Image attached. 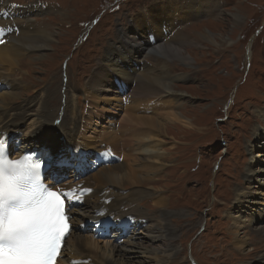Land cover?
I'll use <instances>...</instances> for the list:
<instances>
[{
    "label": "rangeland",
    "instance_id": "obj_1",
    "mask_svg": "<svg viewBox=\"0 0 264 264\" xmlns=\"http://www.w3.org/2000/svg\"><path fill=\"white\" fill-rule=\"evenodd\" d=\"M8 1L21 9L35 3L51 6L28 17L32 25L40 27L37 32L50 31L52 35L42 51H24L10 63L0 59V72L8 84L0 86V96L12 93L16 99L11 102L14 108L29 102L32 113L21 116L20 131L11 141V153L24 152L20 137L34 135L42 139L38 143H49L55 136L63 143L64 154L71 156L76 147H65L60 138L63 131L65 140L67 133L89 161L87 168L72 163L62 168L58 186L68 185L66 188L74 189V193L77 188L85 190L83 205L73 209L82 213L88 211L87 205L96 203L98 197L89 195V189L96 194L106 189L125 194L132 186H143L152 194L137 203L135 212L147 217L140 218L142 224H149L160 214L164 221L167 219L170 234L153 242L142 237L133 239L132 227L123 229L122 238L116 237L118 226L113 229L109 222L112 229L103 240L93 236L99 245L97 251L93 250L95 254L102 255L103 260L110 259L107 264H258L264 256V0H215V7L209 12L173 16L176 10H167L168 4L152 9L160 0ZM5 4L6 0H0V10ZM234 13L240 16L239 20ZM152 18H159V24ZM148 19L154 29L146 24ZM15 21L23 24L28 20L19 17ZM170 22L174 23L166 28ZM140 23L144 25L139 27ZM176 23L198 44L176 38L177 32L164 44L179 48L180 42L182 51L190 55V65L166 49L148 54L144 61L157 67L154 73L167 67L173 75L168 84L184 100L174 104L166 93L156 98H134L133 85L129 89L130 82L122 80L106 64L116 65L118 61L127 71L142 66L135 48L160 41L159 31L168 37ZM207 31L216 41L199 37ZM132 44L136 46L130 49ZM128 56L131 58L124 64ZM99 65L101 70H107L106 76L100 74L105 81L101 88H90ZM68 92L73 111L65 115L62 109ZM9 104L0 99V113ZM36 112L41 116H35ZM172 114L186 121L187 126L172 120ZM39 121L44 122L42 127L35 125ZM57 121L61 123L58 125ZM145 125L160 141L158 146L150 147L157 153V163L154 157L151 164L145 160L149 151L145 155L146 152L135 153L138 150L134 135ZM153 143L156 144L155 139L150 141ZM103 145L104 149L105 145L109 147L113 156L101 152ZM120 165L123 167L118 170ZM108 168L118 177L124 172L138 175L141 183L110 188L109 183L94 179L98 171ZM54 171L57 170L50 169L51 173ZM155 201L160 206L154 207ZM137 204L125 208L130 210ZM119 209L123 210L121 206ZM72 218L77 219L73 231L91 234L89 227L79 228L78 224L84 223L81 214ZM131 238L135 248L122 242ZM111 244L132 247L133 258H111ZM68 252L71 255L65 245L63 254L70 258Z\"/></svg>",
    "mask_w": 264,
    "mask_h": 264
},
{
    "label": "bare ground",
    "instance_id": "obj_2",
    "mask_svg": "<svg viewBox=\"0 0 264 264\" xmlns=\"http://www.w3.org/2000/svg\"><path fill=\"white\" fill-rule=\"evenodd\" d=\"M170 2H172V3H170ZM10 3L11 2L6 0V4L2 5V8L0 10V59H7L6 61L8 63L17 60V58L20 55H22L24 51H27L30 49H34V50H38V51L44 50L49 45V42L52 39V35H51L50 31H48V32L47 31L37 32V30L40 27L32 25L31 19L28 17V16H32V15L36 14L39 11L41 12V11H44L45 9L47 10V8L49 9V7H51V6H46L42 3H40V4L38 3L39 4V6H38L37 3H35V4H32L30 7L24 6L26 9H21L22 7L18 8L15 5L10 4ZM159 3H160L159 5H153L152 9L155 7L161 6V5H167L168 4L166 6L167 10H169V11L172 10L171 12H173V9L176 10L173 12V14H172V16H173L175 14H181V13H185V14L189 15V14H197L201 11L209 12V10H211L215 7L214 4L216 3V1L215 0H212V1H207V0H178L177 2H174L173 0H169V1L160 0ZM172 4H177V5H175V7H172ZM41 7H42V9H41ZM152 9H149V11L151 12ZM147 12H148V10H147ZM149 13H146V14H149ZM146 16L147 15H145L144 17H146ZM233 16L236 17V21L240 19V16L238 14L234 13ZM19 17H24L28 21L23 23V24L18 23L17 21H15V19L19 18ZM152 20L154 21V23L159 24L158 23L159 18H157L156 20H154V18H152ZM173 23L174 22H170L166 28L171 27ZM146 24H148L152 29H154L153 22L149 21V19H148V22ZM143 25H142V23H140L139 27H142ZM178 26H179L178 23H176L175 27H173V31L170 30L169 33L167 34L168 37H165L166 35L161 33V31H159L160 35H162L160 41H154L151 43H144L141 47L135 48L138 51V56L136 59H138V61L141 62L142 66H140L138 68L133 67L132 71H127L125 68H123L121 65L118 64V61H115L116 65L114 63H112V64L107 63L106 64L107 68L108 67H112L111 69L114 68L113 70L117 73V75L120 76V78L122 80L125 79L126 81L130 82L129 89H130V86L133 85V90H134V95H135L134 98H147V97L148 98H153V97L156 98V97H161L166 93L173 98L174 104L180 103L184 100L183 96L179 95L178 92L175 91L171 87L170 84H168V81L171 79V77L173 75L171 74L170 70H167V67H165L162 70L157 71V73H154V70H157V67H150V66L146 65V63L144 61V57L147 56L148 54L159 53V52L165 51L164 49H166L169 52L173 51V53L175 55L170 53L171 55H174L173 57L178 58L180 61L188 63L190 65V61H191L189 58L190 55L188 54V52L182 51L180 42H179V44L177 43L179 48H175L176 46L168 47L167 44H164L165 39L166 38H172V36L175 32L178 33L176 38H178V39L185 38V40L187 42L190 41L191 43H193L195 45L198 44V40L191 39V37H189L187 34L182 33V31L179 30ZM16 31H18V32H16ZM163 37H165V38H163ZM199 37L202 39H205L206 41H210L211 43L214 42V40H215L213 35L210 32L200 34ZM196 39H198V38H196ZM215 45H217V44H215ZM134 46H136V44L129 45L130 49H133ZM144 51L146 53H144L143 58H141V53H143ZM118 53H119V51H118ZM117 56L120 57L121 55H117ZM130 58L131 57L128 56V58L126 60H124L123 63L126 64ZM95 71L97 73H94L95 75L93 76V79L90 80V86H91L90 88H95L96 86L101 88L102 83L105 80L100 79V74L103 73L104 76H106L107 70L104 68L101 70L100 65H99V68H97ZM4 76H5V74H2L0 72V86L6 87V86H8V84L6 83ZM123 82H121V83H123ZM132 82L134 84H132ZM118 83H119V81H118ZM131 91H132V89H131ZM67 94H68L67 102H66V105L62 109V111H63L62 113H64L65 115L68 114L69 112L73 111V106L71 104H69V100L71 101V99H70L71 94L69 92ZM14 95L18 97V93L17 94L15 93ZM130 95H131V93H130ZM0 99L7 100L8 104L10 103L9 104L10 106L8 107V109H6L5 111H2L0 113V136L4 133L9 132L8 134L13 137L20 131L19 127H20L21 121L23 119V118H21V116H23V117H25L27 115L32 116V113H30L31 111H30L29 102H24L21 106L14 108V105L11 104V102L15 99L12 97V93L11 94H4V95L0 96ZM34 115L37 117L41 116V114L38 112L34 113ZM43 117H45V116H43ZM171 119L176 120L177 123H180L182 126H187L186 121L178 118V115L172 114ZM37 124L39 127H42L44 125V122L39 121V123H35V125H37ZM141 129L142 130H139V133L137 132L136 135H134V137H136V139L134 138L135 139L134 142L135 141H137V142H135V143L133 142V143L138 150V151H135V153H136V155H139V154H143V152L149 151L150 154L148 156H146L145 160H148V163L151 164L150 159L154 157L153 160H155L154 162L157 163L158 159L154 156V155H157V153H155V152L153 153V151H151L152 149H150V147H152L151 145L158 146L160 144L159 143L160 141H159V139L155 138L153 130L149 126L145 125L144 129L143 128H141ZM66 135H68V139L65 140V132L60 131V138H63L65 143H66V144H64L65 147H67V148L69 147L71 149L73 146H75L76 150H75V148H74V150L76 152H78V150H79L78 144L77 145L73 144V139L70 137V135L67 133H66ZM153 139H155L156 144H154V143L150 144V141ZM18 140H20V142L22 143V148H24L25 151H26L27 147L28 148L40 147V146L46 147V145L48 144V141H45L44 143L41 141V143H38L37 140H42V139H39L38 137H36L34 135L23 137V138L20 137ZM41 144H43V145H41ZM61 144L63 145V143H61ZM140 151H142V152H140ZM20 153L16 154V156L20 155ZM145 154H147V152L144 153V155ZM16 156H14V157H16ZM145 160H143V161H145ZM140 163H142V162H140ZM122 167H123V165H120L117 169L120 170V169H122ZM94 179L97 181H101L103 184L109 183L110 188L113 186L118 187L117 185H119L120 188H122L123 187L122 185L125 183H128V184L136 183V182H137L136 184L141 183V180H140L141 178L138 175H135V174H132L129 172H124L122 175H120V177H118L116 172L109 169V168L106 170L98 171L97 175L94 176ZM47 182L52 183V187H55V186H53L55 183L52 179L48 180ZM137 187L132 186V189L130 190V192L125 193V194H123V193L117 194V193H114V191L111 192V190H109V189L104 190V192L101 194L100 193L96 194L94 192L89 191V193H88L89 195L94 194L98 198H97L95 204H93L91 206H88V205L86 206L88 208V211L83 210L82 213H80L76 209H73V208L70 209V212L68 213V215L70 216V219L72 222V228L71 227L69 228V232L66 236L67 239L65 238V241H64V245L68 246L70 252H72L71 255L68 252V254L70 256L69 261L72 262L70 264H103V261H106L105 264H107V262H110V259L107 260L108 258H105V260H103L104 258L102 255H100L101 257H99L93 251V250L97 251L99 249V245H98V241H96V239L93 238L92 234L84 235L82 233H76L75 232V230H76L75 222H77V219L72 218L75 215L77 216V215L81 214L82 219L84 221L86 218H92L93 220L100 222V221H104V220L109 218V222L112 224V228L115 229L118 226V228L116 230L117 232H115L117 234H115V236L119 237V238H122V236H121L123 234L122 231H123V229H125L127 227H132L133 235L135 236V237L131 236L133 239H139L140 240L142 237L144 239L147 238L150 242H153V240L164 238L165 236H168V234H170L169 228L166 225L167 219H166V221H164L161 214L158 216V218H156L154 221H151L149 224H147L145 226L142 224L140 218H147V217H146V215H142V214L138 213V211L135 212L139 206L137 203H139V201L144 197L149 198L147 196H149V195L151 196L152 193H150L149 191L146 192V190H143V186H140L138 188ZM138 190H140V191H138ZM76 193L80 194L81 190L77 188L76 192L74 194L76 195ZM108 193L110 195H108ZM72 196H74V195H72ZM156 202L157 201H155L153 203V206L154 207L156 205L160 206L161 203L159 204L158 202L157 203ZM135 203L137 204V206L131 207L130 210H127L125 208V206L129 207V205L135 204ZM120 206L125 211H123V210L120 211V209H119ZM151 212H153V211H151ZM128 216L132 217L131 220L126 219V217H128ZM134 217H135V219H134ZM262 219H263V217L261 216V220ZM115 222H116V224H115ZM257 222H255V223L257 224ZM73 228L75 229L74 231H73ZM143 231H146V233L143 235H139V234H142ZM163 235H164V237H162ZM132 238L128 239L126 241L123 240L122 242H125L127 245L133 246L135 248L137 245L135 244V242L133 241ZM167 240H171V238L170 239L168 238ZM242 250H243V247H242ZM109 252H110L111 258H112V256H116L119 258L129 259L131 257L133 258L134 254H131V253L135 252V251L132 250V247H129V248H127V247L121 248L120 247V248H118L117 244L116 245L111 244ZM262 261L264 262V256L261 258L260 262H262ZM254 264H256V263H254Z\"/></svg>",
    "mask_w": 264,
    "mask_h": 264
},
{
    "label": "snow or ice",
    "instance_id": "obj_3",
    "mask_svg": "<svg viewBox=\"0 0 264 264\" xmlns=\"http://www.w3.org/2000/svg\"><path fill=\"white\" fill-rule=\"evenodd\" d=\"M4 151L5 143L0 141V213L16 207L20 185L26 183L32 193V206L27 211L37 219L40 227L27 247H22L10 234L0 230V264H54L61 240L69 232L71 202L66 209L65 199L68 197L42 184L41 171L49 175L54 166L63 168L69 163L87 168L89 161L79 152L66 156L63 145L55 136L42 152L29 154L33 162L27 165L23 158L4 163Z\"/></svg>",
    "mask_w": 264,
    "mask_h": 264
},
{
    "label": "clouds",
    "instance_id": "obj_4",
    "mask_svg": "<svg viewBox=\"0 0 264 264\" xmlns=\"http://www.w3.org/2000/svg\"><path fill=\"white\" fill-rule=\"evenodd\" d=\"M19 160L21 158L17 157L13 162ZM18 197L15 208L0 213V230L10 234L22 247H27L40 225L37 219L27 211L32 206V193L28 184L21 183Z\"/></svg>",
    "mask_w": 264,
    "mask_h": 264
}]
</instances>
